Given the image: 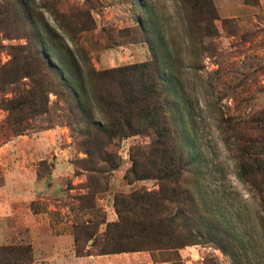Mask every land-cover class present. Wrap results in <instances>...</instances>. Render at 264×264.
<instances>
[{
  "label": "rangeland",
  "instance_id": "1",
  "mask_svg": "<svg viewBox=\"0 0 264 264\" xmlns=\"http://www.w3.org/2000/svg\"><path fill=\"white\" fill-rule=\"evenodd\" d=\"M197 1L0 0L9 12L0 18L5 30L0 29V68L12 60L9 47L26 44V37L41 50L49 49L55 65L58 60L68 64L70 50L90 79L91 92L99 90L96 73L158 63L165 108L187 162L183 186L194 199L191 213L195 222H210L200 227L201 243L184 248L183 254H195L197 264H264L257 164L243 143L221 133L226 120H264V0ZM213 9L216 20L209 24L190 22L199 11ZM50 64L43 69L49 80L61 73ZM23 82L33 87L32 80ZM47 96L50 114L28 111L23 133L15 134L1 104L13 95L0 94V247L31 245L33 254L37 232L41 237L73 235L70 197L85 192L92 167L109 171L111 164H119L106 172L108 191L97 196L108 223L118 221L117 195L160 191L156 179L132 184L124 179L133 165L132 149L148 148L149 137L116 139L90 161L81 135L87 125L72 121L68 103L53 89ZM108 157L109 165L103 161ZM183 204L190 206L187 200ZM225 230L238 244L225 238ZM153 254L156 261L186 264L180 252Z\"/></svg>",
  "mask_w": 264,
  "mask_h": 264
},
{
  "label": "trees",
  "instance_id": "2",
  "mask_svg": "<svg viewBox=\"0 0 264 264\" xmlns=\"http://www.w3.org/2000/svg\"><path fill=\"white\" fill-rule=\"evenodd\" d=\"M194 2L199 4L197 0H193ZM3 7L4 5L0 7V18L9 14ZM210 12L199 11L196 16H191L190 22L209 24L216 20L214 9ZM26 39V44L9 47L12 60L0 68V94L13 95L12 99L2 98L1 104L9 114L7 123L15 134L23 133L21 125L30 114L28 111H34L37 115L50 114L47 95L53 89L68 103L72 121L87 125L88 129L82 131L81 135L85 137L84 145L90 161L96 154H105L116 139L123 140L131 136L151 139L148 148L132 149L133 165L124 179L130 184L156 179L160 183V191H135L129 195H117V222H107L105 214L97 205V196L108 191L106 172L110 174L117 170L119 164H111L109 171H104L101 167L87 170L89 176L84 186L85 192L70 197L73 200L70 210L75 214L72 232L76 255L87 257L143 251L179 253L188 246L201 243L198 238V235L201 236L200 227L206 228V224L210 222H195L191 213V207L195 205L194 199L183 186L187 162L180 151L177 135L165 108L160 65L146 63L96 73L99 90L91 92L88 82L92 83L76 63L70 50L71 61L64 64L58 60L55 65L49 49L41 50L32 45L29 37ZM48 61L52 70L61 72L50 80L47 69L43 70L49 67ZM34 63L38 68L34 69ZM26 78L32 80V88H27V84L23 82ZM46 81H50L49 90L46 88ZM92 106L98 109L100 120L95 118ZM222 125V135L235 137L254 156L257 164L254 171L261 177L259 196L264 213V120H226ZM103 161L108 165L111 163L109 157ZM185 200L190 203L188 208L183 204ZM175 210L174 216L166 215L168 211L172 214ZM102 225H106L105 232H101ZM225 232V238L229 237L233 244H238V239L231 230ZM222 251L226 252L224 248ZM34 261L31 245L0 247V264H34Z\"/></svg>",
  "mask_w": 264,
  "mask_h": 264
},
{
  "label": "crops",
  "instance_id": "3",
  "mask_svg": "<svg viewBox=\"0 0 264 264\" xmlns=\"http://www.w3.org/2000/svg\"><path fill=\"white\" fill-rule=\"evenodd\" d=\"M33 237L35 264H171L170 261H156L149 251L79 257L75 252L74 236L70 233L41 237L37 232ZM179 252L186 264H197L195 254L186 256L183 254L187 253L185 249Z\"/></svg>",
  "mask_w": 264,
  "mask_h": 264
}]
</instances>
